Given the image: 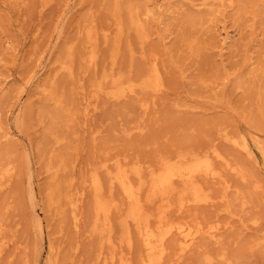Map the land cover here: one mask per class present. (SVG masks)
<instances>
[{"label": "rangeland", "instance_id": "1", "mask_svg": "<svg viewBox=\"0 0 264 264\" xmlns=\"http://www.w3.org/2000/svg\"><path fill=\"white\" fill-rule=\"evenodd\" d=\"M234 1L233 6L217 3L213 14L196 6L201 0H120L125 28L117 52V0H0V167L12 168L4 176L0 172V264H34V210L52 234L54 264H111L112 251L116 263L123 257L137 264L142 253L137 235L129 247L120 243L117 230L128 201L102 165L111 172L117 160L141 166V179L134 182L144 181L146 200L150 174L165 160L213 150L224 160H215L221 177L201 181L209 203L178 211L176 195L169 203L146 206L153 213L163 211L170 221L217 227L220 242L205 237L200 248L178 261L171 238L166 261L264 264V247L258 246L264 243V0ZM135 5L153 13L142 17L149 35L143 45L128 25L126 8ZM193 16L202 17L203 24L189 26ZM88 29L95 31L91 45ZM92 50L95 65L89 63ZM68 63L72 76L63 69ZM154 65L165 83L158 96L138 92L119 101L109 98L112 79L104 82V74L137 82ZM200 78L206 79L205 87L197 83ZM231 79H241L249 91L237 90ZM43 90L64 97L60 114ZM235 139H247L250 154ZM95 174L103 182V197L113 202L115 245L104 241L101 249V239L91 232ZM255 184L260 188L252 193ZM30 186L36 188L35 200ZM249 192L254 202L243 206ZM50 193L56 201L51 206ZM45 245L42 264L48 240Z\"/></svg>", "mask_w": 264, "mask_h": 264}, {"label": "bare ground", "instance_id": "2", "mask_svg": "<svg viewBox=\"0 0 264 264\" xmlns=\"http://www.w3.org/2000/svg\"><path fill=\"white\" fill-rule=\"evenodd\" d=\"M14 1L16 2L18 0H14ZM119 1L120 0H117V4L115 6V10L113 13V17L116 19V24L118 26V35L115 40L117 52L119 50L120 41L121 38L123 37L124 28H125L123 22V9L121 8L122 6L120 7V5H118ZM140 1L141 2L144 1V3L145 2L148 3L150 0H140ZM191 1H195V0H191ZM45 2L47 3L48 1ZM226 2L231 3L232 6L233 4H235L234 0H201L199 4L196 3L195 4L196 6H198V8L199 6L206 7L208 10H211L213 14H215V12H217V9H214L215 5L217 3H219V6L226 5L225 4ZM126 13L128 15L129 27L136 31L140 43L142 45L145 44L149 39V35L147 33L148 28L143 23L142 17L149 19V17L153 15L152 11L148 6H145L143 8L141 7V5H135V6L127 7ZM206 19L208 18L205 17L204 21H207ZM202 20H203L202 17L193 16L192 18H190V20H188V24L189 26L195 27L196 25L203 24ZM63 32H64V28H61V34ZM188 41H190V37ZM94 42H95V31L94 29H88L87 44L91 45ZM191 49L193 50L195 49L194 45L192 44L190 45V50ZM71 56H72V52H68V58L70 60L72 59ZM89 59H90L89 63L93 65L96 64V60H97L96 50H92L90 52ZM247 63H248V59H245V64ZM68 64H65L63 66V69L64 71H66V73L69 74V76H72L73 74L72 64L69 65ZM250 74L251 73H248V75ZM109 79H112V87L111 90L107 93V95L109 96V98L115 101H119L121 99L135 95L138 92H151L154 94V96H158V94L163 92L165 88L164 77L160 69L157 67V65H154L150 70H148L144 75H142L139 81L137 82L136 81L125 82V79L122 75L114 77L112 74H104L102 77V80L104 82H107ZM232 81L235 82L237 90L249 89L248 88L249 86H245V83H243L241 79L240 80L231 79V82ZM206 82H207L206 79L204 80L203 78L197 80V83L200 84V86H204V87L207 85ZM98 91L100 92L103 91L102 85L98 87ZM42 93L44 94L47 102H49L52 105V107L55 109V115L60 114V111L63 109L65 103L64 97L58 94L55 90H51V91L43 90ZM142 107L145 110L149 108L147 103L142 104ZM46 112L50 113V111H46ZM51 115L54 116V113L53 114L51 113ZM21 117L19 116L17 123L20 122L22 123ZM233 141L236 146L241 148V150H244L249 153L250 148L247 139H243L242 141H239V139H235ZM217 159L224 160L220 155V153L217 152V150H213L212 152L207 151L204 153L195 152L191 154H181L178 155L176 158L165 160L162 163L159 170L157 171L152 170L150 174V182L147 186L146 200H143V192L145 191L144 187L146 186L144 181L140 180L137 184L134 182V177L141 179V174H142L141 166L140 167L137 165L129 166L127 163H122L121 161L117 160L115 162V168H116L115 172H111L112 170L110 169V166L107 163H104L102 165V167L105 168L108 171L107 173L110 175L111 184L113 185L116 184L128 201L127 209L123 214V216L118 221V226H117L118 229L117 228L116 229L119 232L120 235L119 241L121 244H126L129 247H132L133 242L136 241V238H138V241H140L142 245V253L137 264H179V262L175 263V262L166 261L167 254H169L168 253L169 248L167 246V242L171 238H175L176 241L175 247H177V250L173 249L170 246L169 247L170 249H173L178 252L176 256L178 258V261H180L183 257H185V254L187 255L190 252L192 253V251H194L195 249L200 248L199 245L200 241L205 237L207 238L209 237L208 239L215 240L216 243L220 242L219 235L217 232L218 230L217 227H210L209 229L205 230V228L201 224H191L188 221H178V222L170 221L168 219L169 217H167V215L163 211L153 213L149 211L146 206V203H155L156 201H160L162 203H169L172 197L174 198V196L176 195L179 197L178 207L179 209H181L178 211H182L187 206H195V205L197 206L202 203H209L211 201V198L204 194V189L201 181L205 178L216 179L221 177L219 171L216 169L215 160ZM0 168H1L0 172L2 176L6 175L12 170L10 164L2 165ZM50 170H52L51 167H49V171ZM236 172L239 178L245 179V174L243 171L237 170ZM30 187H31L30 194L32 196V199L35 200L37 197L36 188L32 186ZM1 188L2 186L0 184V190ZM91 188L93 191V205L95 211V218L92 223L91 232L95 236L99 237V239H101L100 240L101 245L99 244L100 245L99 248L101 249L104 241L112 245L114 244L113 242L114 226L112 221L110 220V214H111L113 202L106 201L105 198L103 197V192H104L103 182L99 177V175L95 174L92 177ZM259 188L260 186L258 184H255L253 186V189L251 188L252 193L259 190ZM252 193L249 192L248 196L243 198L245 200L243 206H246L249 203L251 204L254 195ZM47 202L49 203V206H51L56 202L53 193L49 194ZM168 207H171V204H169ZM33 214L38 226V235L36 237V243L33 251L32 260L34 264H42V255L44 250L46 249L45 244L48 240L49 250L44 264H54L55 252L51 243L52 234L50 235V232L46 229L44 225L43 217H41V213H39L37 210H34ZM102 216L105 217V221H101ZM256 222L257 221H254V223ZM133 233L137 235V237L135 235L136 238H133L134 237ZM262 240L264 241V238ZM259 245L264 247V243H258V246ZM100 249L97 254L96 260H99L102 255ZM115 257H116V252L112 251L110 256L111 264H131L123 257H120L119 262L116 263Z\"/></svg>", "mask_w": 264, "mask_h": 264}]
</instances>
